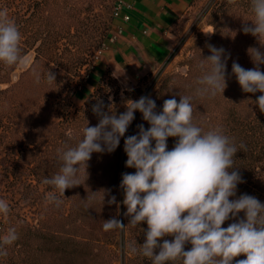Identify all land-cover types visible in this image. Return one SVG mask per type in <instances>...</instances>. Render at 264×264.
I'll list each match as a JSON object with an SVG mask.
<instances>
[{
	"label": "trees",
	"instance_id": "16d2710c",
	"mask_svg": "<svg viewBox=\"0 0 264 264\" xmlns=\"http://www.w3.org/2000/svg\"><path fill=\"white\" fill-rule=\"evenodd\" d=\"M70 1H75L74 8L70 6ZM65 2L63 10L66 18L83 21V36L77 58L58 62L51 55L55 47L41 43L33 47L34 59L20 72L18 79L15 82L9 81L7 87L0 89V144L9 141L12 149L3 154L0 152V164L5 166V171H0V196L16 198L20 208L33 212L37 217V223L27 217L23 218L26 234L37 233L42 238L52 235L50 238L56 240L60 223L64 226L78 224L80 240L76 250L69 243L62 246L51 243L58 254L55 264H152L151 259L140 252V245L146 239L144 231L147 224L142 222L135 227L127 225L129 218L123 215L126 207L122 204L124 195L119 188L121 174L135 172V169L125 167V137L121 138L120 145L113 153H93L87 167L81 165L77 174L80 185L66 189L64 196L43 182L45 178L59 173L62 166L60 153L78 144L87 125L98 124V117L92 112V105L97 102L95 95L77 106L72 100L73 86L85 75L86 82L94 86L100 84V79L91 78L89 65L94 63L96 53L107 46L110 38L97 46L93 41L97 26L94 22L97 18L95 7L103 5L105 0ZM209 5L210 24L214 28L211 36L205 42L193 46L191 55L182 63L186 67L184 72L162 76L158 88L146 96L155 100L158 112L162 110L164 100L173 98L177 93L192 97L193 123L205 131L220 128L240 149L235 154L234 167L238 168L244 183L237 186V197L246 193L264 203V113L254 103L262 93L243 92L236 77L231 75L233 61L245 69L253 68L255 65L248 49L261 47L254 36L242 31L245 23L251 25L255 20L252 0H235V3L229 0H210ZM261 43L264 44V40ZM207 44L223 47L226 53L231 54L227 61V87L223 94L218 93L214 98L199 97L195 91L198 87L197 79L203 75L198 65L202 58L211 55ZM261 50L264 51V48ZM28 52V48L21 51L22 55ZM17 65L9 67L14 70ZM260 69L264 72V65H260ZM34 71L41 74L39 83L36 82ZM49 71L55 74V82H47ZM175 98L179 102L180 96L175 95ZM139 124H143L145 129L150 126L137 111L129 135L137 133ZM175 141L174 137L168 138L169 150ZM32 144L37 146V151L31 150ZM241 145L244 147L241 148ZM31 164L35 165L33 169ZM11 165L16 166V169H11ZM53 191L62 201L59 207L46 199ZM92 192H96L94 198L88 199L93 197ZM110 195L116 196L119 208L115 204H107ZM243 216L241 212L238 218ZM113 217L121 220L126 227L104 231V221ZM232 222L235 221H226L223 227ZM164 239L172 240L173 237ZM132 246L137 249L135 254L130 252ZM190 248V244L185 245V250ZM244 258L241 255L235 259ZM166 264H182V261L178 259Z\"/></svg>",
	"mask_w": 264,
	"mask_h": 264
},
{
	"label": "clouds",
	"instance_id": "9594fccd",
	"mask_svg": "<svg viewBox=\"0 0 264 264\" xmlns=\"http://www.w3.org/2000/svg\"><path fill=\"white\" fill-rule=\"evenodd\" d=\"M229 2L235 3V0ZM251 7L255 20L251 25L245 23L242 31L254 36L261 47L248 49L253 68L245 69L233 61L231 75L236 77L243 92L262 93L254 103L264 113V72L260 69V65H264L261 50L264 48L261 43L264 40V0H252ZM20 41L18 26L8 17L7 9L0 10V62L6 66L28 63L21 53ZM206 47L211 55L202 58L198 65L203 75L197 79L195 91L199 97L214 98L227 87V61L231 54L223 47L211 44ZM33 74L39 83L41 74L35 71ZM46 80L55 82V74L49 71ZM175 95L180 96L179 102ZM175 95L164 100L159 112L150 96L128 100L126 111L119 115L103 100H97L92 112L98 117V124L87 125L78 144L60 153L59 173L43 182L53 186L61 196L66 189L80 185L77 174L81 165L87 167L93 153H113L139 111L150 126L145 129L139 124L136 134L125 137V167L135 172L122 173L119 188L126 207L123 215L129 218L127 225L147 224L141 254L150 258L152 264L178 259L182 264H233L234 260L235 264H264V203L246 193L237 197V186L244 183L238 168L234 167L235 154L240 149L220 128L205 131L194 124L192 97ZM169 137L176 138L170 150ZM92 193L93 197L88 199L94 198L96 192ZM46 199L57 207L62 203L55 191ZM107 204L120 207L115 195H110ZM9 212V204L0 199V214L7 216ZM241 212L244 216L238 218ZM230 219L235 222L223 227ZM125 227L115 217L103 224L106 232ZM168 236L173 239H164ZM18 238L16 229L9 228L0 237V256L6 257L5 246L12 245ZM186 244L191 245L189 250H185ZM130 252L135 254L136 247H130ZM241 255L246 258L235 259Z\"/></svg>",
	"mask_w": 264,
	"mask_h": 264
},
{
	"label": "rangeland",
	"instance_id": "374dc122",
	"mask_svg": "<svg viewBox=\"0 0 264 264\" xmlns=\"http://www.w3.org/2000/svg\"><path fill=\"white\" fill-rule=\"evenodd\" d=\"M116 1L105 0L103 5H96L95 7L97 18L94 22L97 26L93 41L96 46L98 43L103 44L104 41L108 40L112 33ZM209 1L194 0L191 8L176 26L175 31L179 42L174 50V62L167 69L157 70L149 76L136 79L131 78V76L128 77L118 70L107 68L99 77L100 84L94 86L84 100L77 99V93L85 92L84 85L87 83L85 75L79 78L78 82L73 86V102L80 106L86 100L91 99L92 95H95L94 99L103 100L106 105H110L112 111L119 115L126 111V102L128 100L139 99L141 96H145L158 88L162 76L173 72H184L186 67L182 63L191 55L193 46L197 43L205 42L213 32V25L210 24L211 9ZM74 2L70 1L72 8L76 6ZM65 5V0H0V10L7 9L8 17L19 28L21 33V51L24 48L29 49V52L23 55L28 60V63L18 64L14 70L0 62V89L7 87L10 83L9 81L15 82L18 79L20 72L26 69L34 59L35 51L33 47L41 43L55 47L51 55L58 62H68L77 58L80 53L79 46L83 36V21L81 19L77 20V18L71 21L66 18L63 10ZM53 15L55 17L51 19ZM98 53L99 51L96 55ZM96 55L95 61L97 59ZM91 65H89L90 72L93 70ZM133 126L134 121L125 133V137L131 133ZM8 142L0 144V152L2 154L12 151L11 144ZM30 147L33 152L37 151L35 144ZM43 153L44 150L42 151ZM33 166L35 167L34 164L30 165L32 169ZM13 168L16 169V166L11 165V169ZM0 171H5V166L0 164ZM0 199L5 200L10 207V212L7 216L0 214L7 226V231L9 228L14 227L19 236L18 240L12 245L5 246L8 255L6 257L0 256V264H55L58 254L56 253V248L52 247V242L59 246L69 243L74 250L77 249L80 240V235L77 231L78 224L72 223L64 226L60 223L56 240L50 238L52 235H45V238H42L37 233L26 234L24 232L23 218L27 217L31 222L37 223V217L33 212L20 208L16 198L10 199L0 196ZM33 215L34 217H32ZM60 222H62L61 219ZM69 238H73V240L69 241ZM25 258L27 262L24 260Z\"/></svg>",
	"mask_w": 264,
	"mask_h": 264
},
{
	"label": "crops",
	"instance_id": "0c3cea01",
	"mask_svg": "<svg viewBox=\"0 0 264 264\" xmlns=\"http://www.w3.org/2000/svg\"><path fill=\"white\" fill-rule=\"evenodd\" d=\"M123 1L122 16L129 13L130 20L114 21V25L123 26V34L116 41L109 39L99 53L90 73L93 80H98L107 68L136 79L167 69L174 62L179 42L175 28L194 0ZM93 88L87 82L85 92L77 93L76 98L84 100Z\"/></svg>",
	"mask_w": 264,
	"mask_h": 264
},
{
	"label": "built area",
	"instance_id": "2783aa9c",
	"mask_svg": "<svg viewBox=\"0 0 264 264\" xmlns=\"http://www.w3.org/2000/svg\"><path fill=\"white\" fill-rule=\"evenodd\" d=\"M125 7V2L123 0H117L115 7H114V19L122 18L124 21L130 20V14L126 13L125 15L122 16V11ZM123 34V26L121 25H114V28L112 30V33L110 34V40L111 41H116L121 35ZM106 46H104L105 48ZM103 49V48H102ZM99 50V53L101 50ZM99 53L96 55V58L98 57ZM96 62V61H94ZM95 64H92V68H94ZM7 233V226L0 215V237H3Z\"/></svg>",
	"mask_w": 264,
	"mask_h": 264
}]
</instances>
